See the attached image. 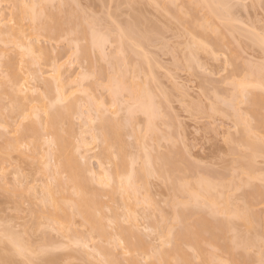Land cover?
<instances>
[{"label": "bare ground", "instance_id": "bare-ground-1", "mask_svg": "<svg viewBox=\"0 0 264 264\" xmlns=\"http://www.w3.org/2000/svg\"><path fill=\"white\" fill-rule=\"evenodd\" d=\"M17 1L16 11L11 13L14 23L8 25L6 24L8 22H1L0 19V65L2 66L0 70V172L6 169V164L13 153H18L21 157L32 160L33 163L37 162L35 164L38 165L37 168H41L38 169L42 170L41 172L45 169L51 170L53 163L48 160L50 156L54 157H52L54 159L53 173L50 171L52 175H49L48 171L44 172L46 182L44 181L45 185L38 191V194H42L41 197L38 195L40 198L35 195V190L34 193L32 192L33 186L31 189L32 187L23 185L29 190L22 187L24 191L22 194L35 195H24H29L26 196L28 198L34 196L32 198L35 202L31 199L33 202L30 204L36 203L37 207L33 204L35 209L39 207L36 214L33 209L34 227L38 229L44 224H49L60 239L65 238L64 241L63 238L61 239L64 245L75 244L76 241L77 244L84 243L81 246H86L85 243L90 239L88 237L90 235L87 234L93 233L92 236L101 238L99 242L102 243L95 244L94 248H97L96 252H99L97 257H100L101 261H99L102 264L103 262L105 264H264V170L263 173H259L255 168L258 156H263L264 160V87L259 80V77L264 76L262 63L264 53L263 61L256 64L258 69L255 68L256 66L247 68V72L254 69V78H244L236 83L239 87L237 95L241 96L239 103L241 101L247 105L246 118H242L239 112L237 114L233 112L237 110L235 105L238 102L233 104V109H236L232 111L236 121L241 123V127L239 137L229 139V144H232L229 149L232 147L230 151L236 154L239 169L236 172L234 170V173L232 171L231 175L228 172V179L224 173L223 178L226 180L221 179V176L219 180L215 178L218 180L216 181L208 175L198 174L196 170L194 172L198 175L193 177V169L196 166L192 163L193 161L190 162L191 159L187 160L185 151L174 148L178 145L171 142L173 139L170 133L165 135L168 144L171 143L169 145L166 143L168 148L160 152L158 145H154L158 135L157 122L158 120L163 122L165 115L162 119L163 114L160 115L162 111H158L161 107L154 101L150 84H148L149 78H147L148 82L144 79L148 75L144 74L143 80L140 81L139 72H142L144 68L141 64L142 57L146 59V56L142 54L141 57L139 53L142 49H139V46L142 47L151 40L147 37V31L151 32V30L145 28L144 33L141 32L143 36L139 35L140 38L135 35L139 17L136 16L133 20L131 18L132 21L128 20L126 23L123 20L125 25L122 22L117 23V27H115L116 24L113 26L117 28L115 31L116 52H113L114 55L111 53L112 55L110 54L107 59L102 47L105 36L93 28L90 20L88 21L77 5L75 6L76 1L71 0L73 4H70L69 0H58L56 7L50 5L51 8L48 9L47 4L53 0H39L38 4L33 1L29 5L25 0ZM155 1L160 3L164 10L171 9L169 12H173L172 14L178 17L176 19L181 20L187 32L200 31L198 38L194 39L195 36H192L190 41L188 40L189 43L184 42L189 44V52L187 48L188 54L185 57L189 60H186L187 67L192 68L199 63L196 61L199 51L212 53L208 41L215 46L232 43V40L229 41L230 43L228 40L230 37L232 39L231 32L235 26L231 23L233 20L230 18L232 14L230 15L229 12V2L185 0L187 6L183 9L181 6L172 8L174 0H153L152 2L156 4ZM72 6H75L77 10ZM75 10L77 12L80 10L79 12L84 16L81 13L79 15V12ZM199 12L202 13L199 14ZM84 18L88 21L87 23L83 22ZM143 23L141 22L140 26ZM25 25L30 28L29 32H26ZM144 25L138 26V31L144 28ZM111 27L107 30L112 31ZM73 32L78 34H76L77 37ZM65 33H72L71 35L75 36H73L74 39L78 40L80 37L85 41H75L81 44L75 45L77 54L80 53L79 58L89 57V63L97 56L99 60L103 58V55L107 60L111 58L112 63L108 61L112 64L111 72L106 75L105 82L97 80L99 79L97 76L103 73V70L100 71L102 68L96 74H92L94 71L91 73L94 77L97 75L95 78L90 76V72H81L78 79L64 76L62 69L64 63H51L52 69L47 75L39 72L36 65L39 64L42 56H47L48 53L45 47L38 44L39 37L55 39ZM144 34L147 36L144 37ZM251 34L249 37L252 38L253 44L256 43L257 46L261 44L264 47L263 36L260 35L261 38H259L256 33L257 37L253 38ZM149 36L152 37V35ZM142 37L144 39L147 37L148 40L144 41ZM76 46L80 47L81 52ZM11 50L15 51L13 53L15 55L11 53L13 52ZM93 51L95 54L90 55ZM235 51H232V58L230 56L233 62L240 58L237 51L238 58H233V56L237 57ZM92 55L95 56L92 57ZM135 57H139V61ZM134 59L137 62L131 66L129 63ZM148 59H146L147 62ZM188 62L191 65L196 63V65L191 66ZM92 63L89 65L93 66ZM260 64L263 66L259 68ZM108 67L110 68V65ZM126 67L131 72L128 74L130 77L127 75L129 70ZM29 79L38 85L35 96L31 95L36 90L35 85H26ZM85 79L87 84L83 85ZM98 87L106 92L108 102L96 96ZM166 94H163V98L168 96ZM216 100L212 99L213 104L212 102L211 104L216 103L214 108L220 111L219 108L224 105L225 99L219 101L223 103L222 105L218 102L220 107L217 101L222 99ZM122 103L126 109L123 115H119L121 110L119 105ZM228 105L232 106V104ZM228 105L225 106L228 107ZM83 106L86 107L87 115H83ZM222 111L225 110L222 109ZM138 114L144 116L142 130L144 134L142 135L139 133L140 130L137 131L135 124ZM76 119L80 121L76 123ZM252 120L256 122V125ZM8 133L9 136L6 135ZM128 136H135V151L129 148L132 145L126 140ZM239 142L242 150H239V146V149L237 147ZM92 144L98 148L95 154H89ZM152 144L155 149H152ZM139 150L142 162L140 161V165L135 168V158L139 156ZM151 150H155L156 153L154 152L153 155ZM92 156L96 157L98 172L91 166ZM49 163L51 167L47 169ZM151 175L159 176L169 186L171 196L167 203L170 205H168L170 214L166 216L168 212L164 215L163 211L159 213V210H156L158 215L154 216L155 213L152 214L151 211L155 208L152 209L151 202V213L147 209L146 215L143 214L144 216L141 217L150 219L152 225L141 227L139 215L142 213L139 212L141 209L139 205L143 204V210L150 205L148 200L152 198L145 190H148L146 188L149 187L148 178ZM48 178L51 183L50 181L48 183ZM14 186L15 184L12 186L15 189L17 186ZM20 187L18 186L19 189ZM1 188L8 189L3 186ZM141 189L144 190V195H149L148 200H146L148 197L144 195L143 198H139ZM236 191H240L239 195L235 194ZM37 198L39 200H35ZM154 207H156L155 204ZM77 217L81 221L80 224L86 226L82 236L78 233L79 230L73 228L74 219ZM44 227V230L41 228L40 232L49 234L50 232L46 230L48 226L45 227L46 229ZM109 227L112 231L108 230ZM5 229L0 230V264H28L25 258L30 260V264H36L37 261L39 264L42 262L53 264L52 253L53 257H50L48 253L49 255L36 260L41 250L55 243L53 240L56 239H53L51 234L47 236L52 238V242L50 238L46 239L44 244L38 241L43 245L36 242L39 245L34 246V235L27 232L28 230H23L24 226L22 230L20 229L21 231L12 229L14 232H8V229H11L8 228L7 234L2 237L1 234ZM45 230L49 233L43 232ZM19 232L22 236L26 233V238L23 237V239ZM27 233L30 236L33 235L31 239L33 244ZM73 233L74 237L71 238ZM151 233H155V237L148 239ZM154 240L158 242L155 243ZM56 243L60 245V240ZM54 245L57 247V244ZM117 248L119 251L115 252ZM21 258H24V261H21ZM41 258L45 261H41ZM95 261V264H101Z\"/></svg>", "mask_w": 264, "mask_h": 264}, {"label": "rangeland", "instance_id": "rangeland-1", "mask_svg": "<svg viewBox=\"0 0 264 264\" xmlns=\"http://www.w3.org/2000/svg\"><path fill=\"white\" fill-rule=\"evenodd\" d=\"M25 1L27 5L31 4L33 1L36 2L37 4L39 3V0H25ZM59 1L53 0L49 2V4H47V9L49 7L51 8L50 5H52V7L54 6L56 7ZM70 1L71 0H69V2ZM131 1L132 0L130 1L129 0H74L75 6L77 5L78 9H80L83 12V14L85 15L88 21L90 20V24L93 25V28L97 32L105 36L106 39L102 47L104 49L103 52L106 53L104 55L107 56V59L111 53L113 54V52H116L115 50H116L117 44L115 41V33H116L115 31L117 28L115 27H117V23L120 24L123 22V24L125 25V23L128 20L130 22L133 19H135L136 16H138L139 17V22L137 24L138 29L135 27V30L137 29L135 31V35L140 38L141 36L139 35H142L144 33L143 30L145 28L151 30V32L147 31L148 36L147 34L146 35L144 34V37L147 36L149 37V39L151 38L152 41L150 40L149 41L150 43L146 41L148 44L145 43L144 45L143 43L147 37L145 39L142 37V40H144L142 45L144 46L142 45L141 46L144 48L139 46V49H142V50L140 51L138 48L137 49L141 52L139 53L141 54V57L145 55L146 59L150 57L152 58V61L150 58L148 59V62H147V60L142 57L143 63L141 64H142V68L143 66L144 68L142 72H139L140 74L139 77H141L140 81H142L143 80L142 77H144L143 75L144 74L148 75V77L145 76L146 78L144 77V79H146L147 81L148 80L147 78H149L150 83L148 81L147 82L148 84H150L149 86H150V90L154 98V101L158 102L159 103L158 106L161 107V109L158 108V111L160 112L162 111V113H160V115L163 114L161 115V117L165 115L164 119L162 117L163 122H161V120L160 121L158 120L157 122V127H158L157 134L158 135L156 136V141H154L156 143L153 142L154 145L155 144H156L155 146L158 145V149H160L159 150L160 152L164 150L165 148H168L169 147L168 145L171 143L168 144V141H167V138H165L166 137L165 135L166 133H170L172 135V139L174 140V141L172 140L171 142L176 143L178 145V146H175L174 148L177 147V149H181L182 151H185L187 160L189 161L191 159L190 162L193 161L192 163H194V165L196 166L194 167L195 169H193V172L194 170H196L198 174L208 175L210 177H213L214 180L216 181H218L219 177L221 176H222L221 179L223 180L228 179L227 178L228 174L231 175L232 171L234 173V170L236 172L239 169V163L236 161V154L230 151L232 150V147L231 149H229V147L232 145V144L231 145L229 144V139L239 137L238 135H239L240 127H241L240 125L241 123L239 121L238 122L236 121L237 119L234 117L235 114L234 113H233L234 115L232 114V111L237 108V110L233 112H236V114L239 112L242 118L247 117L246 115L247 105L245 102L240 101L239 103V100H241V96L237 95V89H239V87L236 86V83L241 81L244 78L246 79L254 78L253 77L254 76L253 66H256V64L261 63V61L264 60L262 58V55L264 53L263 52L264 47H262L261 44H259V46H257L258 44L256 43L253 44L252 38L249 37V34H251L250 32H252L254 33V35L257 33L256 35L257 36L259 35V38H261L260 35H262L264 39V0H225L229 2L230 4L229 12H230V15L232 14V17L230 16L229 17L231 18V20H233V22H231L232 26L233 25L235 26L233 27L235 29H233V31L231 32L232 39L230 37L228 40V42L232 40V43L229 45H225V46H219L220 44L219 45L216 44L217 46H215L208 41L209 43L208 45L210 46L209 48L212 49L211 50L212 53L206 52V51H199L196 57V61L199 63H197L196 65L195 62H194L195 64L191 62L192 63L191 65L188 62V64L191 66L196 65V66H193L192 68H190V66L187 67L188 65H185L187 63L186 60H188V59H185V57L187 56L189 52V48H188L189 44L187 45L186 43L188 42L190 38H192V36H195L194 39L198 38L200 36V31L194 30L193 33L189 31L187 32V30H185L186 28L181 23V20L180 21L179 19L177 20L176 18L178 17L172 14L173 12L171 13L169 12L171 9H169V11H166L168 9L164 10L163 8H161L162 7L161 4L160 3L158 4L157 1H155L156 4L152 2L153 0L151 1L150 0H141V1L133 0L132 1L133 3H131ZM71 2L70 4H73V1ZM16 3L18 5L17 0L15 1L1 0L0 1L1 22L6 21L8 22L6 23L8 25L14 23L13 20L11 19V13H14L16 11V7H15ZM173 4L174 5L172 6V8L174 7L178 8V6H181L184 9L187 6L185 4V0H174ZM75 6H72V7L75 8ZM75 9L77 10V8ZM80 10H78V12ZM140 11L142 12L139 13ZM133 12L135 13L134 15H133ZM80 13L81 12H79V15ZM201 13L202 12H199V14ZM83 14L81 13L82 16H84ZM131 14L134 17H132ZM131 18L132 20H130ZM123 20L125 21V23ZM84 21H85V18L83 22ZM88 21H85L84 23H87ZM141 22H144L142 26H140ZM6 24H4L5 27H6ZM115 24L116 26L113 27ZM123 24L122 26H124ZM143 25L145 27L140 29V31H138L139 30L138 26L143 27ZM118 26L120 27V25ZM108 27L113 28L114 31L107 30ZM25 29H26V32L30 31V28H28V26L26 25H25ZM66 30L68 31V29ZM67 31H64V32H67ZM246 31L247 32L249 31V33H247ZM148 32H150V34ZM71 34L65 33L61 37H57L55 39L46 38L44 36L39 37L38 44L41 47H45V49L48 51L47 56L43 55L39 61V64L36 65V67L39 68V72H41L42 75H47L48 72H51V69H52L51 63H64V67L62 68L63 75L70 76L71 78H74V79H78V76L81 72H88V73L90 72L89 74H91L94 71L92 74L94 73L96 74V72H98L102 68L100 71L103 70L102 71L103 73L102 72H101L102 74L97 73L99 74V76L95 75V77L97 76L99 77V79L96 78L97 80L101 82H105V79L107 77L106 75L111 72L112 64H109L110 62L108 63V61H111V58L110 60H107L105 59L106 56L103 55V58H100L99 60L97 56L94 58L95 62L93 58H92L93 59L92 61L90 59L91 63L93 62L92 63L93 66L89 65L91 64L88 61L89 57H86L84 55L85 58L87 59L79 58L80 53L78 52L79 54H77L75 50V45L80 46L81 44L79 43L80 42L79 40L82 41L83 39H80L79 37V39L76 40L74 39L75 37L74 35H76L77 33L76 34L74 33V35H71ZM149 35H152V37ZM254 35H253V38L257 37L256 35L255 36ZM75 41H79V42H75ZM184 45H186L187 47ZM79 48L77 47L78 50H80ZM187 48H188V52H187ZM236 48L237 50L239 48V50L238 51L236 50V51L239 53L238 55L240 58L236 59L237 61L233 62L232 61L233 59H230V56L232 55V51L234 52ZM236 51H235V54L237 55ZM142 52H144L145 54ZM11 53L13 54L15 53V51ZM91 54H95V52L94 51L92 53L90 52V55ZM147 54H149L150 56ZM238 55L237 57L233 56V58H238ZM93 56L95 55H92V57ZM136 59H138L137 61H139L140 58L137 57ZM136 59L131 60L129 64L132 66L134 62H137ZM262 63L264 64V62ZM107 64L108 66L110 65V68L107 66ZM261 66L263 65L260 64L259 68ZM107 67L110 70H108ZM128 67L130 68V66ZM249 67H253L252 68L253 71L248 70L249 72H247V68ZM255 68L258 69V65ZM0 70H2L1 65H0ZM106 70H108L109 72ZM129 73H131L130 70L129 72H127V75ZM92 74L90 75L91 77L93 76ZM91 77L89 78L92 79ZM95 77L93 76V78ZM259 80L264 87V76L259 77ZM86 84H87V80L85 79L83 80V85H86ZM26 85L27 86L35 85L36 90L31 93L32 96H35L38 91V85L36 84V82L29 79L26 82ZM161 91H165L169 97L166 96L167 94L165 92L162 93ZM95 93L97 97L102 98L105 102H108V97L106 95V92L101 87H98ZM163 94H166L165 96L168 98L167 99L166 97L163 98L164 96ZM213 97L215 98V100L216 99L218 100L219 98L222 99L218 101L216 100L217 104L219 101L221 102V101H224L225 99V101L223 102L224 105H222L223 103L221 104L220 102L219 103L222 106L218 104L219 107L221 106V108L225 111H222L221 108H219L220 111L219 110L216 111V109H218V108L216 109L214 108L216 103L212 105L213 104L212 99H214ZM226 102L227 104H225ZM236 102H238V104H236ZM210 104L212 107L210 106ZM228 104H232V106ZM233 104L234 105L236 104L235 105L236 108L234 109H233V106H234ZM225 105H228V107H226ZM119 107H121L120 108L121 110H119L118 114L123 115L126 109L125 105L122 103L121 105H119ZM82 108L84 110L83 112V115H84L87 112L86 107L83 106ZM212 108L214 110H211ZM118 114L117 116H119ZM171 114H172L173 119H171L172 118ZM143 117H144L143 115L138 114L135 119V124H136V127L138 128L137 131L139 132L140 130L139 133L141 135L144 134V131H142L144 128V118ZM75 121L76 123H78L80 120L76 119ZM253 122L255 123L254 125H256V122L255 121ZM172 133L174 134V136ZM6 135L9 136V133ZM134 137L135 136L133 137L128 136V138L126 137L127 142L129 141L132 145V147H129V148L130 149L132 148L133 151H135L136 149L135 148L136 141ZM168 138H169V135H168ZM165 144L167 146H165ZM90 146H91V150L89 151V154H95L98 152V148L94 147L93 144ZM238 146L240 147V149ZM151 147H153V144L151 145ZM237 147L239 150H242L241 149L242 146L240 145V142L239 144H237ZM152 149H155V147H153ZM158 149L156 148V150ZM151 151L153 152V155H154V152L156 153L155 150L154 151L151 150ZM138 153H139V156L137 155L138 157L135 158V163H134L135 168L138 167V165H140V163L142 162L141 161L142 155H141L140 150L138 151ZM49 156L47 157V160L49 159ZM50 157L51 158L48 161L51 160V163H53V166L51 167V163H49L50 165L47 167V169L51 167L50 171L53 173L52 168H54V159H53L54 157L53 156H50ZM35 163L37 162L33 163L32 160L21 157L18 153H13L11 154L9 161L6 164V169L3 172H0V180L2 179L0 183L1 184L5 183L6 186H4L5 184L4 185L0 184V185L8 188V189H3L0 186V230L3 231L4 228L6 229L11 228V229H8V232H12L13 230L19 231L21 228L23 229V226H24L23 230L25 231L28 230L27 232H30L34 235V236L33 235L30 236L27 233L28 234L27 236H30L29 237L30 239L28 238L29 240L32 239V236L34 237L33 238V240H35L34 246L35 244L37 245L42 244V243L44 244L46 239L51 238L50 236H47V235L51 234L53 236V239H56L55 241L53 240V242H55L54 244H57V247L56 245L53 244V245L46 247V249L41 250L40 252L38 251L39 252L38 254L40 255L37 258L34 257L36 258V260L37 259L40 260L39 257L43 258V256L50 253V257L51 256L53 257L54 255L53 264H95L94 263L95 260L97 262H100L101 261L100 257H97V255H99V252H96L97 248L95 249L94 245L95 244L98 245L102 242L101 241L99 242L101 238L99 239V237H96V235L92 236L91 234L93 233L87 234L92 237L88 236L90 239L87 240V243H85L86 246H81V245H84V243L83 244L79 243L80 244L79 245L76 243V241H75V244L71 243L69 245L68 244L64 245L62 242L65 240V238L62 237L63 239L62 238L61 239L63 241H61L60 236L57 234L55 230H53L54 229L53 227H50L49 224L46 225L43 223L44 225L39 227L38 229L34 227L33 209H35L38 205L36 203L35 204L33 203L34 206L37 205L34 208L33 204L32 203L30 204V202L34 201L33 200L34 198L32 197H34L35 195L39 197L38 195L40 194H38V191H40V188L43 187L46 182L45 181L46 174L44 173L46 169L43 170L44 172H41L42 170L41 171L38 170L41 168L40 167L37 168L38 165H36ZM90 163L93 169L96 172H98L99 168L96 163V157L92 156L90 158ZM191 167H193L192 164H191ZM255 168H257L259 173L264 170L263 156H258L256 158ZM50 171H48V173H50ZM218 172H222V173L218 174ZM224 173L226 175V179L223 178ZM198 174L194 172V175L192 176L194 177L195 175H198ZM49 175H52V174L50 173ZM149 177H150L148 178L149 179L148 182L150 181V183H148L149 187L147 186L148 188L146 189L148 190H145V191H148L146 193L149 194L150 196L147 194L144 195L145 192L142 189L139 190L140 192L138 194L139 198H141L143 195L146 197L149 196L152 198V200H148L149 197L146 198V200L150 201L148 202L150 203V205L147 207L144 204V206L147 207L145 208V210H143L144 209L143 204L142 206L139 205V208L141 209L143 208L142 210L139 209V212L142 214L141 215L138 214L141 227H145L151 224L150 219H147L146 217L143 218L141 216L146 215L145 211L147 209H149V212H150V209L152 206H153L152 209L155 208L153 209L155 212L151 209L152 214L155 213L154 216L158 215V214L156 215L157 213L156 210H159L158 211L159 213L163 211L162 214L164 215H165V212H168L166 216H169L170 214L169 213L170 209H168L169 203H167L168 200H170L169 198L171 196V193H170L171 191L169 192V186L166 185V183H164L162 178H160L157 175H153V176L151 175ZM215 178H218V180ZM49 181L51 183L50 179L48 180V183ZM13 184L17 186L15 189H17L18 186L20 187V185H22L20 187L22 189V192H21V189L19 188L15 190L12 187ZM23 185L24 186L27 185L29 187L33 186L34 189L33 187L31 189H33L32 190L33 193L35 190V195L30 193L34 196L28 198L26 196H29L30 195L29 193L22 194L24 192ZM5 190L10 192V194L6 192ZM25 190H29V189H25ZM39 193H42V192H39ZM239 193L240 191H236L235 194L239 195ZM25 194H29V195L24 196ZM9 195H11V197ZM27 198L30 201H28ZM39 198L35 200H39ZM38 202L40 203V201ZM151 202L153 203L152 206H151ZM154 204L156 205V207H154ZM37 209H35V214L36 212H38L36 211ZM147 214H149L148 211H147ZM74 220L75 222H74L73 228L74 229L76 228V230H79L80 232L78 233H80V235L82 236V232L85 230L86 226L80 224L81 221H79L78 217ZM44 226L45 227L48 226L47 229ZM43 227L46 230H48L50 233L47 232L46 230L43 232L49 233L47 235L45 233L40 232L43 229ZM50 228L51 229L53 228L52 229L53 231ZM109 228L108 230L110 231L111 228L110 229ZM6 229L4 233L2 232L1 234L2 237H4V234L5 235L7 234ZM78 233H76V235ZM20 234L22 236V233ZM154 234L155 233H151L148 239L153 238V236L155 237ZM24 235L26 236V233ZM25 236H22V238ZM70 237L71 238L74 237V233ZM57 240L58 241L60 240L61 246L58 245L59 242L56 243ZM30 242L31 244H33L32 240ZM36 242H38L39 244ZM51 242H52V238H51ZM154 242L157 243L158 240H154ZM33 248L35 251V247ZM37 248H39V246ZM117 250L119 251V249L117 248L115 252H117ZM21 257H24V256H21ZM30 257L32 258V256ZM24 258H21V261L22 260L24 261ZM42 258H41V261L44 260V259L42 260ZM19 259H20V256H19ZM25 259H26L25 261L28 264H30L29 263L30 260L28 261L27 258ZM36 264H39L38 261ZM40 264H47V263L42 262ZM103 264L105 263L103 262Z\"/></svg>", "mask_w": 264, "mask_h": 264}]
</instances>
